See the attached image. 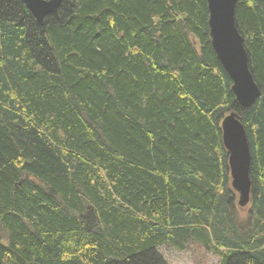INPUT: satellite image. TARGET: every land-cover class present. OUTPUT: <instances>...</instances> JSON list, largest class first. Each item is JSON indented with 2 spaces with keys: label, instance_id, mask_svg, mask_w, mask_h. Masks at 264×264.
<instances>
[{
  "label": "trees",
  "instance_id": "1",
  "mask_svg": "<svg viewBox=\"0 0 264 264\" xmlns=\"http://www.w3.org/2000/svg\"><path fill=\"white\" fill-rule=\"evenodd\" d=\"M208 19L207 0H61L39 24L0 0V264H169L164 244L264 264V0L236 8L251 107ZM231 112L250 142L245 207Z\"/></svg>",
  "mask_w": 264,
  "mask_h": 264
},
{
  "label": "water",
  "instance_id": "2",
  "mask_svg": "<svg viewBox=\"0 0 264 264\" xmlns=\"http://www.w3.org/2000/svg\"><path fill=\"white\" fill-rule=\"evenodd\" d=\"M39 24L58 12L61 0H22ZM239 0H207L212 47L231 78L232 90L243 107H251L262 97L250 66L245 38L236 22ZM223 142L229 152L231 186L238 193V204L245 207L251 200V149L247 131L235 112L222 120Z\"/></svg>",
  "mask_w": 264,
  "mask_h": 264
},
{
  "label": "rangeland",
  "instance_id": "3",
  "mask_svg": "<svg viewBox=\"0 0 264 264\" xmlns=\"http://www.w3.org/2000/svg\"><path fill=\"white\" fill-rule=\"evenodd\" d=\"M159 251L169 264H217L218 257L212 253H204L198 247L177 250L171 246L161 245Z\"/></svg>",
  "mask_w": 264,
  "mask_h": 264
}]
</instances>
